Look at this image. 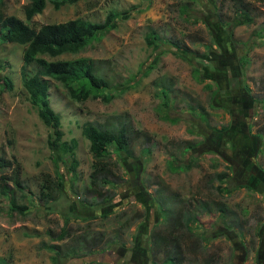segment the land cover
<instances>
[{
    "label": "rangeland",
    "instance_id": "obj_1",
    "mask_svg": "<svg viewBox=\"0 0 264 264\" xmlns=\"http://www.w3.org/2000/svg\"><path fill=\"white\" fill-rule=\"evenodd\" d=\"M4 1L6 15L26 19L30 0ZM111 10L131 16L78 54L47 56L92 58L112 84V101L79 102L47 77L63 140L78 141L73 171L24 87V46L0 43V64H9L0 68V264H264V0L49 2L30 23L100 22ZM241 10L251 22L237 25ZM150 28L158 51L147 45ZM86 122L129 136L125 151L111 145L96 184ZM3 184L14 192L5 196ZM187 212L198 216L190 228Z\"/></svg>",
    "mask_w": 264,
    "mask_h": 264
},
{
    "label": "trees",
    "instance_id": "obj_2",
    "mask_svg": "<svg viewBox=\"0 0 264 264\" xmlns=\"http://www.w3.org/2000/svg\"><path fill=\"white\" fill-rule=\"evenodd\" d=\"M79 1L30 0V3L25 8L26 19L24 20L15 15H6L4 10L5 1L0 0V43H17L24 46V64L21 68L24 87L29 94L32 104L38 108L40 118L52 130L48 140L50 147L62 155H71L72 163L70 169L72 171L79 164L76 157L78 141L75 138L70 141L63 140L64 132L62 130L61 116L51 104L49 97L51 84L47 77L61 82L67 89L68 95L73 100L79 102L93 97L101 98L105 102L112 101L114 94L108 90L112 88V84L92 58L81 56L71 59H49L47 56L57 57L63 54H78L89 46H92L95 41L101 40L107 32L117 28L118 19H128L131 16V12L128 10H111L106 18L100 22L79 17L63 22L43 24L39 28L30 23L34 16L44 11L49 2L54 5L55 9H60L63 6L73 5ZM251 20L249 12L241 10L236 23L237 25H242L251 22ZM145 39L147 45L152 47L154 51H158L161 48L159 33L156 29L150 28L145 35ZM172 45L176 50H179L180 46L178 44L172 43ZM155 63L149 65L148 73ZM30 65H36L37 70L30 73L28 71V66ZM8 67L9 64L7 63L0 64V68L2 69ZM199 71L201 70L196 67V72ZM1 79L3 80L4 89L13 88V82L8 76H4ZM162 93L164 96L168 95V87L166 85L163 86ZM167 103L168 100L166 99L165 104L168 105ZM82 133L90 141V152L95 158V172L92 176V183H94L95 179L105 175L103 172L107 169V166L104 159L111 145H120L125 151L129 146V136L126 127L122 126L117 131H113L93 122H86L83 125ZM4 167V163L0 161V173ZM172 167L176 169L175 166ZM60 176L62 175L60 174ZM224 178L225 174L220 173L218 179L224 181ZM14 183L15 188H22L18 177L14 178ZM62 186L63 182L59 179L53 187L61 189ZM10 192H14V189L9 184L1 186V193L5 196ZM43 196L48 198L46 201L52 198L50 193L45 192V190H43ZM9 203L12 208H16L22 213H26L29 209L27 204H19L14 196L9 199ZM200 207L211 211V204L207 202H201ZM219 209L222 213L227 212L224 206L219 207ZM197 220L198 216L195 213L187 212L183 221L188 223L187 228H190V223ZM177 259L180 260L182 258L172 256L169 257L168 262L169 264H177L179 261ZM262 259H264V256L258 257L257 260L261 262Z\"/></svg>",
    "mask_w": 264,
    "mask_h": 264
}]
</instances>
